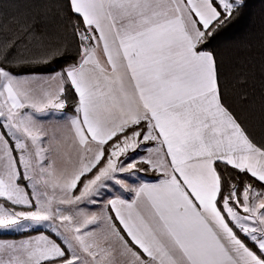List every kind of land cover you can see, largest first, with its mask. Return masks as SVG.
Returning <instances> with one entry per match:
<instances>
[{
  "label": "snow or ice",
  "instance_id": "6c2138e0",
  "mask_svg": "<svg viewBox=\"0 0 264 264\" xmlns=\"http://www.w3.org/2000/svg\"><path fill=\"white\" fill-rule=\"evenodd\" d=\"M247 9L0 0V264H264V54L218 42Z\"/></svg>",
  "mask_w": 264,
  "mask_h": 264
},
{
  "label": "trees",
  "instance_id": "16d2710c",
  "mask_svg": "<svg viewBox=\"0 0 264 264\" xmlns=\"http://www.w3.org/2000/svg\"><path fill=\"white\" fill-rule=\"evenodd\" d=\"M245 14L230 26L219 38L220 43L227 42L226 64L241 78L249 72L259 79L264 54V13L261 0H247ZM0 238L18 239V234H0Z\"/></svg>",
  "mask_w": 264,
  "mask_h": 264
},
{
  "label": "crops",
  "instance_id": "0c3cea01",
  "mask_svg": "<svg viewBox=\"0 0 264 264\" xmlns=\"http://www.w3.org/2000/svg\"><path fill=\"white\" fill-rule=\"evenodd\" d=\"M0 234H5V233H3V232H0ZM0 239H6V238H0ZM18 239H20V238H18Z\"/></svg>",
  "mask_w": 264,
  "mask_h": 264
},
{
  "label": "rangeland",
  "instance_id": "374dc122",
  "mask_svg": "<svg viewBox=\"0 0 264 264\" xmlns=\"http://www.w3.org/2000/svg\"><path fill=\"white\" fill-rule=\"evenodd\" d=\"M22 238V237H21Z\"/></svg>",
  "mask_w": 264,
  "mask_h": 264
}]
</instances>
